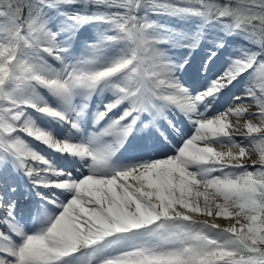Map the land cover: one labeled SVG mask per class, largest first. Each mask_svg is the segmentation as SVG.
<instances>
[{
    "label": "snow or ice",
    "instance_id": "6c2138e0",
    "mask_svg": "<svg viewBox=\"0 0 264 264\" xmlns=\"http://www.w3.org/2000/svg\"><path fill=\"white\" fill-rule=\"evenodd\" d=\"M73 4L85 8L70 17L73 22L114 26L118 35L106 40L126 43L120 58L91 71L57 72L43 63V54L62 59L66 51L48 27L45 9ZM89 5L123 11L87 14ZM142 7L222 21L229 34L244 36L255 50L243 49L222 75L193 95L157 49L153 23L139 14ZM246 72L252 80L245 96L234 98L239 103L215 116L200 111ZM37 85L68 104L76 89L92 93L111 85L115 99L97 123L127 107L92 140L61 141L30 120L21 123L27 108L68 119L28 98ZM170 105L193 123L195 135L174 155L112 167L111 158L137 123L151 117L144 127L155 125ZM70 122L79 129L78 122ZM20 133L78 157L87 173L55 168ZM104 136L116 139L98 143ZM9 156L47 205L49 226L35 234L17 220ZM0 169V209L9 228L0 230V264H264V0H0ZM221 219L229 223L217 222Z\"/></svg>",
    "mask_w": 264,
    "mask_h": 264
},
{
    "label": "rangeland",
    "instance_id": "374dc122",
    "mask_svg": "<svg viewBox=\"0 0 264 264\" xmlns=\"http://www.w3.org/2000/svg\"><path fill=\"white\" fill-rule=\"evenodd\" d=\"M169 2L172 4H179L182 0H169ZM62 7L63 6L58 8H46L44 11V18L48 22V27L52 32L57 34V43L66 49V51L61 54L62 59H57L55 56L46 53L43 54V63H45L47 67L57 72H63L71 68H84L90 71L98 70L110 65L124 54L127 47L124 41L106 40V37L116 36L118 34L106 35L102 33L101 22L77 24L70 19L72 15L77 14L76 4L64 5L67 9L65 11ZM140 15H146L149 21L153 23L152 32L158 36L155 39L159 41L156 45L157 49L164 54V59L170 62L173 75L178 78L181 84L189 89L193 95L203 92L212 81L216 80L217 77L222 75L230 67L233 60H235L230 54L233 48L239 49V52H242L243 49L246 47L248 48L250 45L247 44L249 42L244 36L235 33L229 34L225 30V24L222 21L208 20L202 24L200 23V17L192 13L153 11L147 7ZM239 39L247 43H241ZM235 40L237 42H235ZM220 42H223V47H219ZM193 44L196 46L192 47ZM106 48L112 55L110 61L109 59H100V56L106 52ZM209 61L211 62L209 63ZM251 80V74L249 72L244 73L243 76L233 81L232 84L224 88L215 97H209L205 104L200 106V111L206 112L205 114L208 116H215L218 113L226 111L234 102L239 103V101L234 100L235 97L245 96L246 85H248ZM73 96L77 97V100L73 101L75 103L73 104L72 102V105H70L73 109L72 112L66 114L69 119L67 120L66 127L64 126L62 131L58 130L60 126L55 122H59L60 119L53 118L32 108L26 109L25 116L21 123H23L24 120H30L35 126L47 131L57 140L77 142V136L75 134L76 128H72V123L70 121L74 120L80 124L79 121H82V117H84L80 115L85 109L89 113L90 118L95 116L94 118L96 119L98 114L105 110V105L115 99V95L111 85H101L92 93H89L86 89H76L74 90ZM33 97H35L37 101H44L52 108L66 113L62 108V100L46 87L34 86L28 94V98ZM87 99H91L89 105ZM124 107H127V104L109 113L106 117L107 119L105 118L103 121L106 120L107 123H110L108 118L111 117L114 119L118 117ZM182 115L185 114L175 105L165 106L157 118L160 119V121H155V125L150 124L149 127L145 128L144 123L151 119V117L147 119L142 118V121L138 122L140 125L136 128L134 133L137 134V136L146 135L150 137L156 132L165 135V137L170 140V136H168L166 132V128L168 127L166 123H175L176 119H179ZM148 128L149 130H147ZM183 129L184 135L181 139H176L175 141L171 140L174 149L170 150L169 148H165L163 151H159L162 152L161 154L156 153L157 157H152L155 152L146 151L127 159H113L114 155L109 163L112 167L114 166V168H126L130 165L145 162L150 159L160 158L165 152L168 155H174L176 154V149L182 147L188 138L195 135L193 123L190 126H185ZM239 134L240 133H237V135ZM20 135L23 136L34 150L49 160L51 165L55 168L71 170L74 175L87 173L86 165L83 161L78 159V157H73L68 153L60 154L58 152L52 154L49 152L50 150H48V147L40 141L26 136V133H20ZM98 143H100V141H98ZM88 163H90V161H88ZM16 166L17 164L14 162L13 158L9 156L6 167L10 170L15 184L17 185L16 194L14 193L15 197L14 194H11V197L15 198L17 205V220L29 233L40 232L45 227L49 226L46 223L47 217L45 215V208L47 205L42 200V196L37 194L39 189L32 186L31 180L27 177L23 169L22 172L14 174L13 170H15ZM0 171H2V169H0ZM47 191L48 189H44L45 193ZM19 198H23V200ZM24 201L26 205H23L25 204ZM47 211L49 215L52 214L51 208H48ZM4 215V210L0 209V230L9 232L8 226L3 223ZM197 219H203V217L198 216ZM13 239L19 242L20 238L13 236Z\"/></svg>",
    "mask_w": 264,
    "mask_h": 264
},
{
    "label": "bare ground",
    "instance_id": "6f19581e",
    "mask_svg": "<svg viewBox=\"0 0 264 264\" xmlns=\"http://www.w3.org/2000/svg\"><path fill=\"white\" fill-rule=\"evenodd\" d=\"M76 100H77V97L73 96L72 102L76 101ZM87 100H88V105H89L91 103L90 102L91 99H87ZM74 103L75 102H73V104ZM61 104H62V107H64V110L66 112L65 114H68V113L72 112L73 108L70 106V105H72V103L68 104V103H65L62 100ZM73 107H76V106H73ZM74 110H76V109H74ZM97 112H95V113H97ZM75 115H77V114H75ZM88 115H89V113L85 109V111L80 115V116H84V117H82L83 118L82 121H79L80 122L79 129H75L74 128L76 130L75 134L77 136L76 137L77 142L80 141V140H85V139L86 140H92L94 135H98L101 132V130L103 128H105L109 124V123H107L106 120L103 121L104 119L101 120L102 122L97 123L96 122L97 118L96 119L94 118L95 116L94 117L91 116L92 118H94L93 120H91L92 118H90V115L89 116ZM66 116H68V115H66ZM68 119H69V117H68ZM112 119L113 118L110 117V118H108V121L111 122ZM67 120H61V121L59 120V122L55 121L60 126V129H58V130L62 131L64 129V126L66 127ZM158 120L160 121V119H157L156 122H158ZM166 124H168V127L166 128V132H167L168 136H170V140H168V139L165 140V135H162V134H159V133H156V132L153 133L150 137H148L146 135L137 136V134L134 133L136 128H138V126L140 125V123H137L135 129L128 136V138L125 141V143L123 144V146L119 147V149L115 153V156L113 157V159H115V158L127 159V158H131L132 156L142 154V153H144L146 151L155 152V154L152 157H157L156 153L161 154L162 152H159V151H163L165 148H169L170 150H172V149H174L172 141L173 140L175 141L176 139H181L182 136L184 135L183 134L184 133V129L183 128L185 126H187V125L190 126L192 124V122H190V120L188 119V117L186 115H182V117H180L179 119H176L175 123H171V124L170 123H166ZM172 124L177 126V128L179 129V133L180 134H177V131L175 129H173V127L171 126ZM147 130H149V128ZM115 139L116 138L114 136H104V137H101L98 141H100V143H102V144H111V143H114ZM149 139H151V140H149ZM161 141H164V143L167 145V147H164L161 144ZM46 147H48V146H46ZM48 150H50L49 152H51L52 154L53 153H58V151H56V150H54V149H52L50 147H48ZM116 164H118V163H116ZM13 172H14V174L22 172V168H19L18 164H17V166L15 167V170H13ZM217 222L221 223L222 225H225V224L229 223V221H223V220H218ZM30 234H35V233H30Z\"/></svg>",
    "mask_w": 264,
    "mask_h": 264
},
{
    "label": "trees",
    "instance_id": "16d2710c",
    "mask_svg": "<svg viewBox=\"0 0 264 264\" xmlns=\"http://www.w3.org/2000/svg\"><path fill=\"white\" fill-rule=\"evenodd\" d=\"M76 7H77L76 8V12L77 13H83V12H85V8H84L83 5L76 4ZM62 9L64 11L67 10L66 7H64V6L62 7ZM145 9H146V7H142L139 14L143 13ZM86 11H87V14H94V13H102V12H105V11H112V12H115V11H123V9H120V8L105 9L103 7H99L98 8L95 5H89ZM199 17L201 19L200 23H202V24H204L206 21H208L204 17H201V16H199ZM101 30H102V33H104L106 35H112V34L115 35V34H118L117 33V30L114 28V26H112V25H110L108 23H102L101 22ZM151 35L154 36V38H157L158 37L157 35L153 34V32H151ZM239 41L241 43H247V42H245V41H243L241 39H239ZM235 42H237V41L235 40ZM247 44H249V43H247ZM248 48H253V50H255L254 49V46H251V45H249ZM230 54H231V56L233 58L236 59L237 57H239L241 55V52H239V49L233 48L230 51Z\"/></svg>",
    "mask_w": 264,
    "mask_h": 264
}]
</instances>
